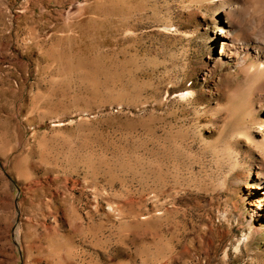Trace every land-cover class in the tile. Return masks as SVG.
I'll list each match as a JSON object with an SVG mask.
<instances>
[{
	"label": "rangeland",
	"instance_id": "374dc122",
	"mask_svg": "<svg viewBox=\"0 0 264 264\" xmlns=\"http://www.w3.org/2000/svg\"><path fill=\"white\" fill-rule=\"evenodd\" d=\"M263 50L264 0H0V264H264Z\"/></svg>",
	"mask_w": 264,
	"mask_h": 264
},
{
	"label": "bare ground",
	"instance_id": "6f19581e",
	"mask_svg": "<svg viewBox=\"0 0 264 264\" xmlns=\"http://www.w3.org/2000/svg\"><path fill=\"white\" fill-rule=\"evenodd\" d=\"M225 11V10H224ZM227 13V12H226ZM224 36H227L228 37V35H224ZM231 41H233V39H231ZM256 48H258V47H256ZM263 52H264V50H263ZM260 64H262V65H260L259 66V69L260 68H262V70L264 69V62L263 61H261V63ZM252 68L254 67V65H252L251 66ZM180 94H181V96H187V95H190L191 94V91L190 90H182L181 92H180ZM258 173V172H257ZM258 178H262L263 180H261L260 182H258L257 183V185H254L253 187H251V188H254L255 190L253 191V193H251L250 191H252V190H249V193H251L252 195H258L259 193L260 194H264V191L263 192H261L260 190H264V172H261V173H259L258 174ZM254 195V196H255ZM260 198H262V197H260ZM261 203H259V205H260ZM263 205H264V203L263 204H261L260 206H258V207H261V208H263Z\"/></svg>",
	"mask_w": 264,
	"mask_h": 264
}]
</instances>
